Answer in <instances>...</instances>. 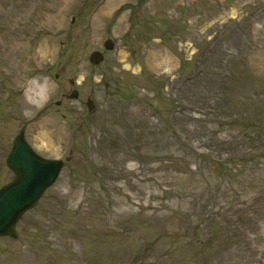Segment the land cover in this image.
Listing matches in <instances>:
<instances>
[{"label": "rangeland", "instance_id": "374dc122", "mask_svg": "<svg viewBox=\"0 0 264 264\" xmlns=\"http://www.w3.org/2000/svg\"><path fill=\"white\" fill-rule=\"evenodd\" d=\"M21 129L63 165L0 264H264V0H0V187Z\"/></svg>", "mask_w": 264, "mask_h": 264}, {"label": "water", "instance_id": "95a60500", "mask_svg": "<svg viewBox=\"0 0 264 264\" xmlns=\"http://www.w3.org/2000/svg\"><path fill=\"white\" fill-rule=\"evenodd\" d=\"M105 46L112 49L113 42L108 40ZM103 58L100 51L93 52L90 57L93 63H99ZM77 95L75 91L72 97ZM92 106L89 101V107ZM8 165L16 172V177L0 189V236L18 238V220L38 203L45 189L56 180L63 162L36 154L20 135L10 153Z\"/></svg>", "mask_w": 264, "mask_h": 264}, {"label": "bare ground", "instance_id": "6f19581e", "mask_svg": "<svg viewBox=\"0 0 264 264\" xmlns=\"http://www.w3.org/2000/svg\"><path fill=\"white\" fill-rule=\"evenodd\" d=\"M233 13H234V11H233ZM43 115V114H42ZM47 137H48V134H45Z\"/></svg>", "mask_w": 264, "mask_h": 264}]
</instances>
